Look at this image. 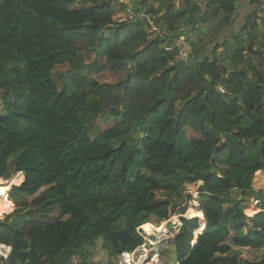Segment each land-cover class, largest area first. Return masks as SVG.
<instances>
[{
    "label": "trees",
    "instance_id": "16d2710c",
    "mask_svg": "<svg viewBox=\"0 0 264 264\" xmlns=\"http://www.w3.org/2000/svg\"><path fill=\"white\" fill-rule=\"evenodd\" d=\"M177 1L0 0V264H118L174 216V264H264L235 251L264 249V4Z\"/></svg>",
    "mask_w": 264,
    "mask_h": 264
},
{
    "label": "rangeland",
    "instance_id": "374dc122",
    "mask_svg": "<svg viewBox=\"0 0 264 264\" xmlns=\"http://www.w3.org/2000/svg\"><path fill=\"white\" fill-rule=\"evenodd\" d=\"M129 1L130 0H118L119 3H123V4L128 3ZM175 1L176 0H173V3ZM134 3H135V1H134ZM197 5H198L197 11L199 13L200 9L203 10V8L201 6L199 7V4H197ZM131 16H132V14H130V16L127 17V19H129V17H131ZM192 17H195V14H193ZM124 19H125V17L123 15L116 16V21H118V22L124 21ZM180 24H182V23H180ZM177 25L178 24H176V26ZM200 27H203V26H200ZM205 27L206 28H201L202 32L205 33V34H203L204 38H205V42H204V40H202V42H204V43H206L209 40L208 32L215 29V25H214V23H209ZM188 37L193 39V34H190ZM178 41H179V43H183V42L186 43L187 37L185 35L179 36ZM100 63L101 64L104 63V58L100 59ZM123 77H124L123 73H114L113 74V73H110L107 71V72H102V73L96 74L94 78L98 82L103 83V82L120 81L123 79ZM18 175H20V181H21V177H22V181H23V174L18 173ZM257 179L262 181L263 175L258 176L256 178V180ZM8 180L5 181L2 178H0V181L4 182L3 184L2 183L0 184V189L3 191V196H4L3 197L4 200L0 204V214L2 213V214H4V216L11 214L14 210L12 203L9 201V199L7 197L9 191L11 190V188L18 187L22 183V181H21L20 183H18L16 185H14V184L13 185L12 184L6 185L5 182H8ZM174 186H175V188L172 191L168 192L165 195V198H168L173 202H177L178 205H180L181 203L185 202V199L187 197H192V199L187 203L186 212H185L183 217H189V218L195 217L197 212H200V211H198L199 205L197 202V197H198L197 192H198L199 187L201 186V183H196L193 185H187V183H185V178H183V176H181L174 183ZM178 201H180V202H178ZM8 206H12L13 209L8 208ZM257 212H258L257 203L255 201L251 200L248 208L245 211V213L248 216H253ZM187 214L190 216H188ZM199 217L202 218L203 217L202 214ZM178 221H179L178 216H174V217L169 218V220L160 223L159 225L153 224V222H152L149 225L153 229H148L147 227H144L142 229V227H140L141 231L146 236L145 237L146 243L142 247L135 250L133 253L128 254L127 257H124V258L119 257L117 259L118 264H174L175 259L173 256V240H174L175 235H176L177 230H178V228H177L179 225ZM201 221H203V224H204V220L202 219ZM204 226H205V224H204ZM197 235H198V233L195 234V237ZM150 238L152 240H150ZM89 250L92 251V248H90ZM235 251H237L239 255L241 254V256L243 258L248 259L250 261H253V260L258 261L264 256V249L257 250V251L246 250V249H235ZM8 254H9V251H6V252L2 251V253H0V259H6ZM100 259H101L100 262H96L97 260L94 261L92 256H91L88 258L87 262L91 263L93 260L92 264H95V263L96 264H104L105 257L103 258V256H100Z\"/></svg>",
    "mask_w": 264,
    "mask_h": 264
},
{
    "label": "crops",
    "instance_id": "0c3cea01",
    "mask_svg": "<svg viewBox=\"0 0 264 264\" xmlns=\"http://www.w3.org/2000/svg\"><path fill=\"white\" fill-rule=\"evenodd\" d=\"M259 1L264 4V0H259ZM175 2H178V1L176 0ZM191 2L193 4L194 3L199 4V7L200 6L202 7L201 2L199 0H191ZM253 7L254 6H252V5L250 6V0H239L236 3L237 14L232 18L233 24L236 23V25H240V23H243V21L246 19V16L248 14H251ZM257 23H259V19H257ZM235 31H237V30H235ZM226 40L228 42H231V43L233 41L231 37H228ZM227 56H228V53L225 54L223 56V58L225 59ZM258 212H259V210H258ZM257 213H255V214H257ZM186 218H189V217H186Z\"/></svg>",
    "mask_w": 264,
    "mask_h": 264
},
{
    "label": "bare ground",
    "instance_id": "6f19581e",
    "mask_svg": "<svg viewBox=\"0 0 264 264\" xmlns=\"http://www.w3.org/2000/svg\"><path fill=\"white\" fill-rule=\"evenodd\" d=\"M3 184L4 182H1L0 181V184ZM18 183H20V175H18V173L17 174H14L9 180H8V182H5V184L6 185H16V184H18ZM4 196H3V191L0 189V204L3 202V200H4V198H3ZM194 203V202H193ZM195 205V204H194ZM196 211V210H195ZM191 212V211H190ZM189 213V212H188ZM196 214V213H195ZM188 215V214H187ZM201 215V212H197V214H196V216L195 217H197V216H200ZM188 216H190V215H188ZM144 227H147L148 229H153L149 224H146V225H144L143 226V228ZM9 248L8 247H6V246H3V245H0V253H2V251H9L8 250ZM3 255V254H2ZM6 257V256H5Z\"/></svg>",
    "mask_w": 264,
    "mask_h": 264
},
{
    "label": "built area",
    "instance_id": "2783aa9c",
    "mask_svg": "<svg viewBox=\"0 0 264 264\" xmlns=\"http://www.w3.org/2000/svg\"><path fill=\"white\" fill-rule=\"evenodd\" d=\"M132 17V16H131ZM131 17H129L130 19H131ZM221 91V90H220ZM128 256V254H123L122 256H121V258H124V257H127Z\"/></svg>",
    "mask_w": 264,
    "mask_h": 264
},
{
    "label": "clouds",
    "instance_id": "9594fccd",
    "mask_svg": "<svg viewBox=\"0 0 264 264\" xmlns=\"http://www.w3.org/2000/svg\"><path fill=\"white\" fill-rule=\"evenodd\" d=\"M22 182H23V181H22ZM178 218H179V217H178ZM185 218H186V217H185ZM178 224H179V221H178ZM179 226H180V224L178 225L177 228H179ZM176 234H177V233H176ZM9 250H10V249H9ZM124 254H128V253H124ZM130 254H131V253H130ZM122 255H123V254H122ZM122 255H121V256H122ZM121 256H120V257H121Z\"/></svg>",
    "mask_w": 264,
    "mask_h": 264
},
{
    "label": "water",
    "instance_id": "95a60500",
    "mask_svg": "<svg viewBox=\"0 0 264 264\" xmlns=\"http://www.w3.org/2000/svg\"><path fill=\"white\" fill-rule=\"evenodd\" d=\"M193 24V23H192ZM5 217V216H4Z\"/></svg>",
    "mask_w": 264,
    "mask_h": 264
}]
</instances>
